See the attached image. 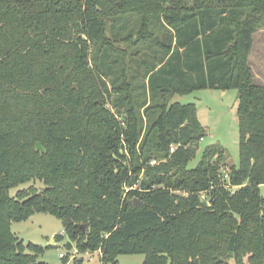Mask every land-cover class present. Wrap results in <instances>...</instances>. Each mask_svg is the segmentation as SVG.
<instances>
[{"label": "trees", "instance_id": "1", "mask_svg": "<svg viewBox=\"0 0 264 264\" xmlns=\"http://www.w3.org/2000/svg\"><path fill=\"white\" fill-rule=\"evenodd\" d=\"M262 28L264 0H0V264H46L11 229L37 213L101 264H264ZM138 46L134 87L111 71ZM204 89L238 91L239 166L208 146L189 167L207 128L173 98Z\"/></svg>", "mask_w": 264, "mask_h": 264}, {"label": "rangeland", "instance_id": "2", "mask_svg": "<svg viewBox=\"0 0 264 264\" xmlns=\"http://www.w3.org/2000/svg\"><path fill=\"white\" fill-rule=\"evenodd\" d=\"M137 22V17L129 16ZM139 22V21H138ZM141 27V23H133L130 27H120V35L127 36L136 33ZM123 28V29H121ZM160 37V36H159ZM254 47L250 56V66L254 74L256 84L264 85V28L257 31L254 35ZM159 41V39H158ZM154 44V43H153ZM141 46L134 47L132 51H137L135 56L138 59V64H134L130 58L127 63L120 62L117 67L111 71V76L120 77L123 82L126 77L128 81L133 83L134 87H140L142 78L144 77V63L152 62L153 54L145 53ZM152 54V55H151ZM144 62V63H142ZM135 79V81H134ZM238 91L236 90H211L204 89L195 91L186 96H175L174 102L183 105L193 103L198 108V118L201 124L207 128L206 136L200 142V147L196 158L189 164V167H195L201 158V155L208 146H220L225 150L226 164L229 167L239 166L240 164V124L238 118ZM43 187V184L38 181L29 183L18 189H28L31 186ZM264 195V186L261 187ZM17 190L10 192L14 196ZM12 232L24 242L33 243L45 248V253L38 256V261L46 264H73L76 259L83 264H101L99 253H80L77 250L76 243L68 239L64 233L62 222L56 216L37 213L30 220L14 223ZM57 235H63L64 240L58 241ZM71 245V250H68L66 245ZM69 257V262L64 261V258ZM145 259L144 254L140 255H122L118 258V264H142Z\"/></svg>", "mask_w": 264, "mask_h": 264}, {"label": "built area", "instance_id": "3", "mask_svg": "<svg viewBox=\"0 0 264 264\" xmlns=\"http://www.w3.org/2000/svg\"><path fill=\"white\" fill-rule=\"evenodd\" d=\"M177 148H178V145L172 144V145H171V149H170V153H173ZM159 163H160V161H158L157 159H154V160H152V162H151L150 164H151V166H154V165H157V164H159ZM225 176H226L227 180L229 181L230 178H231V177L229 176V174H228V173H225ZM138 187H139V185L137 184V185H135L134 187L126 188V190H127V191L132 190V189H135V190H136V189H138ZM238 188H239V187L231 186L230 183L227 185V189H231L232 192L235 191V190L238 189ZM203 199L206 201V203L210 204V203L208 202V198H207L206 195H203ZM60 257H61V258H64V255H63V254H60Z\"/></svg>", "mask_w": 264, "mask_h": 264}, {"label": "water", "instance_id": "4", "mask_svg": "<svg viewBox=\"0 0 264 264\" xmlns=\"http://www.w3.org/2000/svg\"><path fill=\"white\" fill-rule=\"evenodd\" d=\"M119 5H120V3H119ZM74 87L76 88V86H74ZM35 147H36L37 151H40L41 154H44V153L46 152L45 148L41 145L40 142H36ZM175 172H176V171H175ZM47 189H48V188H43V187H41V190H42V191H46ZM136 203H137V202H135V206L137 205ZM139 204H141V203L139 202Z\"/></svg>", "mask_w": 264, "mask_h": 264}]
</instances>
